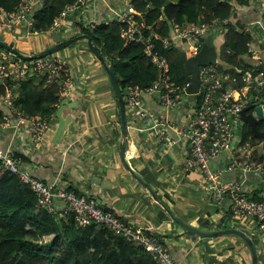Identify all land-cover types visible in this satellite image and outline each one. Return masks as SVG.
Wrapping results in <instances>:
<instances>
[{
  "label": "crops",
  "instance_id": "0c3cea01",
  "mask_svg": "<svg viewBox=\"0 0 264 264\" xmlns=\"http://www.w3.org/2000/svg\"><path fill=\"white\" fill-rule=\"evenodd\" d=\"M47 1L41 0L39 10L46 6ZM130 2L89 0L84 8L74 11L67 18L66 32L62 29L53 32L48 28L42 33H36L32 31L33 20L30 26L8 30L5 27L8 21L0 12V40L25 55L38 54L58 42L78 36L77 24L83 26L82 23L89 21L98 25L116 21L117 14L125 6H130ZM242 14L248 23L258 19L255 10L242 11ZM41 35L43 37L38 39ZM24 42H29V46L35 48L28 47ZM4 55L0 52V57ZM53 55L67 60L73 82L71 89L59 93L60 103L55 114L45 119L48 127L42 142H34L26 128L7 129L3 128L2 122L0 149L15 155L21 169L35 179L47 184L58 182L73 192L93 199L100 208L112 212L123 222L159 236L173 258L181 264H250L247 249L234 238H200L179 229L154 206L146 191L124 170L118 156V105L101 64L88 51L85 42L74 44ZM259 59L264 65V52ZM243 62L248 65L251 60ZM9 93L14 100L16 90ZM1 98L0 115L2 119L12 120L13 115ZM143 101L153 116L152 120L171 123L174 128L167 130L163 140L156 139L152 131L139 130L147 127L145 122L135 121L126 112V151L131 168L180 220L205 232L230 227L244 232L255 244L259 264H264V241L258 236L252 222H232L229 218L225 220L221 209L213 206L207 198V181L197 172L188 171L184 167L189 146L180 131L188 126L193 105L187 102L184 108L168 109L150 96H144ZM58 110L61 111L62 119L68 122L61 136L56 134ZM249 113L254 114V111L250 110ZM253 147L257 161L262 151L260 146ZM228 157L225 152L219 154L210 162L211 170L221 168ZM238 178L236 173L222 176L224 181ZM246 180L251 183L249 196L260 199L264 187L260 192L255 183L252 186V177L248 176ZM55 207L57 213L62 209L59 202Z\"/></svg>",
  "mask_w": 264,
  "mask_h": 264
},
{
  "label": "built area",
  "instance_id": "2783aa9c",
  "mask_svg": "<svg viewBox=\"0 0 264 264\" xmlns=\"http://www.w3.org/2000/svg\"><path fill=\"white\" fill-rule=\"evenodd\" d=\"M88 1L77 0L67 6L49 27L50 30L57 32L62 29L66 32L67 18L74 11L84 8ZM40 4L41 0H20L10 13L0 9L3 17L8 21L5 27L12 30L14 27L30 26L32 15L39 10ZM249 9L257 12L258 19L250 21L245 27L250 41L247 44V54L242 57V61L251 60L247 65L248 68L245 71L237 68L238 77H231L227 73L219 72L213 65L200 67L199 92L194 95V98L196 96L200 98L197 107L193 108V114L189 116L188 126L180 132L189 146L184 167L188 171L197 172L207 181L205 192L209 202L221 209L225 220L229 218L232 222L245 220L252 222L258 236L264 241V193L260 195L259 200L251 199L249 196L251 183L246 180L248 176L252 177V186L255 183L261 192L264 187V164L256 161L254 147L249 142L242 141L243 123L240 117L245 106L258 101L257 98L254 99L249 95L251 90L263 93L264 96V65L259 59L260 54L264 52V0H252V5L244 12ZM145 14L136 13L131 5L125 6L117 14L116 21L124 25L120 31L121 38L127 45L143 47L145 56L157 70L158 76L148 87H127L123 99L126 112L130 113L135 121L147 124L146 128L139 130L152 131L154 138L163 140L167 130L174 128V125L152 120L153 116L145 107L143 97H153L161 106L168 109L184 108V104L189 103L190 95L187 93L189 83L186 81L183 85H176L173 82L168 58L155 51L154 40H160L161 48L164 50L173 45L180 52H184L187 58H191L199 52L203 44H208L206 42L212 39V43L208 45L215 47L216 62L224 69L228 66L223 62V58L220 61L219 48L221 46L222 49L224 43L222 26L228 22L226 19L213 20L210 23L171 22L169 37L161 39L152 31L151 26L145 25ZM82 24L83 28L89 30L96 26L89 21ZM217 40L219 46L215 45ZM10 55L0 57V80L15 76H46L48 83L60 85V93L72 88L73 76L66 59L51 55L37 60L20 61ZM243 65L246 66L244 62L241 67ZM238 83H242L243 86L237 88ZM1 101L14 116L12 120L3 119V128L24 127L34 142H42L48 127L46 120L25 116L13 106V98L9 92L1 98ZM256 105L262 106V104ZM262 107L264 110V105ZM223 152L229 155L228 160L221 168L211 170L210 162ZM0 164L5 171L20 180L23 188L36 196L42 209L55 214L57 213L55 204L59 202L62 206L61 211L57 213L59 217L71 213L80 226L90 224L104 226L113 235L120 236L125 241L142 248L158 264H181L173 258L169 248L159 236L149 230L126 224L114 214L100 208L93 199L85 195L77 196L58 182L47 184L35 179L20 168L19 160L10 151L0 149ZM232 173L238 174V180H222L223 175Z\"/></svg>",
  "mask_w": 264,
  "mask_h": 264
},
{
  "label": "trees",
  "instance_id": "16d2710c",
  "mask_svg": "<svg viewBox=\"0 0 264 264\" xmlns=\"http://www.w3.org/2000/svg\"><path fill=\"white\" fill-rule=\"evenodd\" d=\"M76 1L48 0L43 9L32 15V31H46L60 13ZM19 2L20 0H0V8L10 13ZM130 4L136 13H146L145 25L151 26L152 31L161 39L169 37L171 22L210 23L226 19L228 23L222 26L224 43L222 49L221 46L219 48V59L221 61L223 58L228 67H222L221 71L231 77H238L237 68L242 71L248 68L247 65L241 67L242 57L247 54V44L250 41V36L245 32L248 22L243 18L242 11L250 8L252 0H131ZM123 27L117 21L98 24L92 30L77 24V35H88L102 50L107 64L114 61V72L122 94L127 87H148L158 76L157 70L145 56L143 47L127 45L121 38L120 31ZM210 42L211 39L206 43L211 44ZM153 44L156 52L168 58L173 82L176 85L185 84L186 79L177 64L179 49L172 45L164 50L160 40H154ZM0 52L9 54L2 49ZM242 86V83H238L237 88ZM15 90L13 106L28 117L49 119L60 103V86L48 83L46 76L28 75L23 80L15 76L0 80V97ZM249 95L257 98L258 104L264 105L263 93L251 90ZM199 98L195 97L193 108L197 107ZM2 122L0 115V123ZM256 127L264 133V120L258 122ZM242 141L249 142L251 146H260L262 154L257 162L264 164V137H254L249 127L243 124ZM74 193L81 196L78 192ZM0 264L158 263L142 248L113 235L104 226H80L71 213L59 217L42 209L36 196L23 188L20 180L5 171L0 164Z\"/></svg>",
  "mask_w": 264,
  "mask_h": 264
},
{
  "label": "water",
  "instance_id": "95a60500",
  "mask_svg": "<svg viewBox=\"0 0 264 264\" xmlns=\"http://www.w3.org/2000/svg\"><path fill=\"white\" fill-rule=\"evenodd\" d=\"M79 42H85L88 51L96 58V60L101 64L109 82L111 91L116 99L118 105L119 122H120V139L118 144V156L120 163L124 170L129 174V176L136 181L147 193V196L153 201L154 206L163 212L169 220L175 224L179 229L184 232L191 233L200 238H217V237H231L240 242L242 246L247 249L250 257V264H259V258L257 254V249L254 242L247 236L244 232L236 228H223L216 231L205 232L196 228L179 218H177L168 208V206L160 199V197L152 190V188L145 182V180L137 174L130 166L127 157V137H128V124H127V113L126 107L123 99V94L118 82V79L114 72V61H110L107 64L102 50L97 47L91 38L86 35H78L71 37L64 41L58 42L53 46H50L46 50L39 52L34 55H25L17 50L15 47L6 44L0 40V49L5 52L17 57L22 61H31L42 59L44 57L58 53L74 44ZM217 53L215 47L208 44H203L199 52L191 57L187 58L184 52H180L178 55L177 64L182 76L188 81L189 87L187 88V93L190 95L188 100L192 105H195V98L199 92L200 79H199V68L202 66L213 65L221 72L222 67L216 62ZM250 110L254 111L249 113ZM58 118V124L56 126V134L61 136L64 133V129L68 124L67 120H63L61 117V111L56 112ZM241 121L246 124L251 134L256 138H263L264 133L257 130L258 122L264 120V110L261 105H256V103H249L245 106L240 113Z\"/></svg>",
  "mask_w": 264,
  "mask_h": 264
},
{
  "label": "rangeland",
  "instance_id": "374dc122",
  "mask_svg": "<svg viewBox=\"0 0 264 264\" xmlns=\"http://www.w3.org/2000/svg\"><path fill=\"white\" fill-rule=\"evenodd\" d=\"M219 35V34H218ZM43 36L41 35V36H39V37H37L38 39H40V38H42ZM221 41H222V38L220 39ZM23 44H25V45H27L28 47H31V48H35L33 45H30L29 46V42H24ZM223 44V43H222ZM215 45L216 46H219V40H217L216 41V43H215ZM19 46L21 47V44H19ZM19 49V48H18ZM24 51V50H23ZM7 55V54H6Z\"/></svg>",
  "mask_w": 264,
  "mask_h": 264
}]
</instances>
